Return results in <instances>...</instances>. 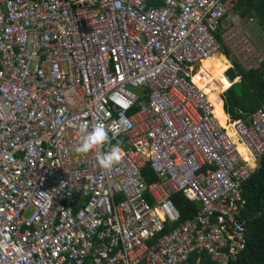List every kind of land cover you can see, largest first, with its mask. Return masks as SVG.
Instances as JSON below:
<instances>
[{
    "label": "built area",
    "instance_id": "1",
    "mask_svg": "<svg viewBox=\"0 0 264 264\" xmlns=\"http://www.w3.org/2000/svg\"><path fill=\"white\" fill-rule=\"evenodd\" d=\"M237 5L0 0V264L238 259L247 244L239 200L264 156V103L224 125L208 84L192 81L225 48L246 69L264 61ZM98 123L123 150L107 170L96 159L106 149L76 151L81 125ZM177 193L198 205L181 223Z\"/></svg>",
    "mask_w": 264,
    "mask_h": 264
},
{
    "label": "trees",
    "instance_id": "2",
    "mask_svg": "<svg viewBox=\"0 0 264 264\" xmlns=\"http://www.w3.org/2000/svg\"><path fill=\"white\" fill-rule=\"evenodd\" d=\"M235 11L243 19L255 20L259 32L264 35V0H238ZM220 40L223 41L221 38ZM225 53L230 56L226 48ZM224 60L228 69L231 65L225 58ZM234 63L237 69L230 68L227 75L231 80L237 79L238 76H241V79L225 91L223 98L225 111L233 120H237L247 118L264 103V61L261 65L252 69L242 68L235 59ZM223 64L213 59L205 61L201 71L193 76V81L198 86L208 84L207 86L211 90L209 93L210 99L219 111L221 122L225 125L227 116L223 111L222 101L218 98L223 91L219 84L220 77L226 72V67ZM207 71L210 72L209 75ZM237 83L243 84L244 87L242 89L235 88L234 86ZM240 150L251 161L242 146H240ZM143 174L148 182L156 180L149 167L143 170ZM172 201L181 214L180 223L193 218L198 210L197 204L187 201L179 193L172 196ZM239 205L246 219L247 244L233 264H264V156L260 161V167L253 171L251 176L244 182ZM196 257L197 255H194L192 261ZM204 264L211 263L205 260Z\"/></svg>",
    "mask_w": 264,
    "mask_h": 264
},
{
    "label": "clouds",
    "instance_id": "3",
    "mask_svg": "<svg viewBox=\"0 0 264 264\" xmlns=\"http://www.w3.org/2000/svg\"><path fill=\"white\" fill-rule=\"evenodd\" d=\"M223 54L225 56H228L225 53V49H224ZM239 80L235 79V82H238ZM232 84H234V83H232ZM224 93L225 92L223 91V95H222L223 102H224V98H223ZM223 111H224L226 116L229 115L225 111V108H223ZM110 131H112V130L109 129L108 127H106L103 123H98L95 126L91 127L90 129H89V126L87 124L81 125V128H80L81 140H80V143L78 144V146L76 148L77 153L87 154V153L93 151L94 149H97V150L106 149L104 151H97L96 159H97L98 164L101 168H103L105 170L111 169L114 165L119 163L120 160L122 159V151L123 150H122L121 144L119 142L112 143L113 139L115 138V133H113V135L110 136V134H109ZM259 167H260V162H259L258 168ZM257 169H255V170H257Z\"/></svg>",
    "mask_w": 264,
    "mask_h": 264
},
{
    "label": "rangeland",
    "instance_id": "4",
    "mask_svg": "<svg viewBox=\"0 0 264 264\" xmlns=\"http://www.w3.org/2000/svg\"><path fill=\"white\" fill-rule=\"evenodd\" d=\"M258 25H257V23H256V21L255 20H252L251 21V23L250 24H248V30L249 31H252V38H253V40H252V42H253V45H254V47H255V49H256V51H257V55L258 56H260V57H263L264 56V35H262L260 32H259V30H258ZM230 53V56H233V58L235 59V60H237V62L239 63V65L242 67V68H247L246 67V65H242L239 61V58H237V56H236V53L234 52V51H230L229 52ZM224 54L222 53V54H219V55H216V56H214L213 58H218V59H220V57L221 56H223ZM225 56V55H224ZM226 57V56H225ZM228 61H229V63L231 64V66L227 69V66L225 65V64H223V66H225L226 67V72H228L229 71V69L230 68H236L237 69V67H236V64L234 63V62H232V60L230 59V58H228ZM220 62L222 63V61L220 60ZM225 72V73H226ZM220 82L222 81V77H220ZM236 80H238V79H236ZM235 83V82H234ZM222 86H225V84H222ZM235 88H237V89H242L243 87H244V85L243 84H241V83H237V84H235V86H234ZM226 90V89H225ZM225 90H224V92H225ZM218 95H219V93H218ZM30 212H32V211H28L27 213H25V217H27L29 214H30Z\"/></svg>",
    "mask_w": 264,
    "mask_h": 264
},
{
    "label": "crops",
    "instance_id": "5",
    "mask_svg": "<svg viewBox=\"0 0 264 264\" xmlns=\"http://www.w3.org/2000/svg\"><path fill=\"white\" fill-rule=\"evenodd\" d=\"M224 58L227 60V62L229 63V61H228V58H230L231 60H232V62H234V58H233V56H221L220 57V59H218V58H211V59H213V60H218V61H222V64L223 63H225V60H224ZM225 65L227 66V64L225 63ZM229 65H231L230 63H229ZM208 73H210L209 71H207ZM225 75H227V72L224 74V75H222L221 77H222V81L221 82H219V84H220V86H221V88L223 89V91L225 90V89H227L230 85H228L227 83H226V81L224 80V76ZM234 82H235V80H234ZM222 84H225V86H222ZM206 91H207V93H210V88L207 86V88H206ZM222 91V92H223ZM216 109V108H215ZM216 111H218V109H216ZM218 115H219V119H220V114H219V111H218ZM221 121V120H220Z\"/></svg>",
    "mask_w": 264,
    "mask_h": 264
},
{
    "label": "bare ground",
    "instance_id": "6",
    "mask_svg": "<svg viewBox=\"0 0 264 264\" xmlns=\"http://www.w3.org/2000/svg\"><path fill=\"white\" fill-rule=\"evenodd\" d=\"M204 63V62H203ZM224 80L226 81V83L228 85H231V82L224 76ZM192 81H193V77H192ZM194 82V81H193ZM195 83V82H194ZM196 84V83H195ZM197 85V84H196ZM209 95V94H208ZM213 113L216 115V117L219 118V115H218V111H216L214 105H213ZM220 120V119H219ZM241 145H239V148H240ZM243 148V147H242Z\"/></svg>",
    "mask_w": 264,
    "mask_h": 264
},
{
    "label": "water",
    "instance_id": "7",
    "mask_svg": "<svg viewBox=\"0 0 264 264\" xmlns=\"http://www.w3.org/2000/svg\"><path fill=\"white\" fill-rule=\"evenodd\" d=\"M225 77L232 83H234V80H231V78L228 75H225Z\"/></svg>",
    "mask_w": 264,
    "mask_h": 264
}]
</instances>
